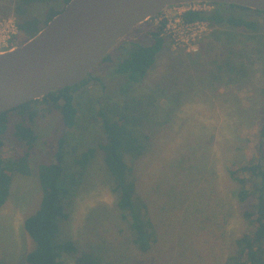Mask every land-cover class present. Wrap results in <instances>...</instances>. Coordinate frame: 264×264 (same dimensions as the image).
<instances>
[{"label": "rangeland", "instance_id": "rangeland-1", "mask_svg": "<svg viewBox=\"0 0 264 264\" xmlns=\"http://www.w3.org/2000/svg\"><path fill=\"white\" fill-rule=\"evenodd\" d=\"M15 2L0 0V19L18 21ZM215 8L225 16L257 21L260 31L214 28L197 52L174 47L168 40L153 72L131 83L116 73V67L136 42H152L147 37L154 29L149 20L76 88L78 117L72 130L64 128L59 112L45 106L33 125L38 140L30 174L16 173L8 202L0 209V264H29L27 255L34 243L24 222L41 206L39 167L53 162L61 138L68 218L59 221L54 242H71L75 249L63 253L59 263L78 264L90 257L103 264H228L236 255L237 240L253 230L243 216L251 202L238 200L239 186L228 170L259 154L264 15L223 4ZM43 12L42 6H33L30 15L41 17ZM25 42L26 36L20 34L16 47ZM227 62L237 71L229 70ZM103 110L108 119L117 118L115 112L129 117L130 129L144 148L139 157L125 158L132 169L129 179L135 182L136 206L153 240L144 251L134 241L131 219L123 218L120 196L99 149L106 140ZM92 148L98 150L93 160L85 168L78 165L76 160ZM21 149L5 138L0 157L11 160Z\"/></svg>", "mask_w": 264, "mask_h": 264}, {"label": "trees", "instance_id": "trees-1", "mask_svg": "<svg viewBox=\"0 0 264 264\" xmlns=\"http://www.w3.org/2000/svg\"><path fill=\"white\" fill-rule=\"evenodd\" d=\"M70 1L16 0L15 11L18 16L20 34L25 35L26 41H28L60 14ZM59 4L62 6L58 7ZM212 5L214 9L210 12H187L184 16L185 20L190 22L208 21L216 30L228 27L231 30L250 33L260 31L261 26L257 21L249 20L243 15L225 16L218 8H215L218 4ZM33 6H42L44 15L41 17L31 16L30 12ZM227 6L234 10L251 11L257 15H264V12L246 7ZM147 37L152 40L150 44L140 45L136 42L134 47L119 59L116 67V73L126 77L131 83H139L153 72L158 55L168 41L167 38L161 37V28L152 29L148 32ZM125 39L118 45L119 49L124 48ZM107 59L108 56L104 58V61ZM226 66L231 71L235 70V66L231 63L227 62ZM241 69L244 71L245 68ZM97 81L99 80L97 79ZM130 85L129 83L127 87ZM78 86L51 93L42 100L29 102L0 117V145L4 143L5 138H10L17 147L22 148L21 152L13 156L11 160L5 161L0 157V209L8 202L16 173L30 174L29 161L38 140L33 125L41 114L44 115L45 106L51 108L49 111L59 112L63 126L67 131L76 126L78 107L75 102V93H77ZM127 87L125 90H121V94L126 91ZM105 113H107L105 110L100 112L103 116L106 140L99 145V149L103 152L104 163L113 180L114 192L120 196L118 206L121 211L125 212L123 218L131 219L130 228L134 235V241L141 251H144L150 248V243L153 240L146 229L142 211L136 206L134 200L135 182L133 179H129V172L132 169L125 159L126 155L139 157L144 148L135 131L130 129L129 117L115 112L117 118L108 119ZM262 114L264 117V103ZM259 134L258 157L251 159L245 165L234 164L228 170L231 180L239 186L238 200L242 203L251 202L249 208L244 210L243 216L253 228L250 234H245L237 240L238 251L235 256L229 259L228 264H264V118L260 123ZM64 145L65 139L61 138L53 162L39 167L38 176L43 189V201L39 210L24 222L25 229L34 243V249L27 255L29 264H61L58 259L62 254L72 253L75 249L71 242L62 245L54 242L59 230V221L68 218L64 205V196L67 194V190L63 186L67 172ZM97 152L98 150L93 148L86 151L80 159L76 160V163L85 168ZM78 264L103 263L98 259L86 257L80 259Z\"/></svg>", "mask_w": 264, "mask_h": 264}, {"label": "water", "instance_id": "water-1", "mask_svg": "<svg viewBox=\"0 0 264 264\" xmlns=\"http://www.w3.org/2000/svg\"><path fill=\"white\" fill-rule=\"evenodd\" d=\"M198 3L264 12V0H71L34 37L0 53V117L80 85L137 27L170 7Z\"/></svg>", "mask_w": 264, "mask_h": 264}, {"label": "built area", "instance_id": "built-area-1", "mask_svg": "<svg viewBox=\"0 0 264 264\" xmlns=\"http://www.w3.org/2000/svg\"><path fill=\"white\" fill-rule=\"evenodd\" d=\"M213 9L212 4L205 3L173 6L151 21L153 28H161V37L170 40L174 47L197 52L202 39L213 31V27L208 21H186L184 16L187 12H210ZM19 35L15 18L0 19V53L15 49Z\"/></svg>", "mask_w": 264, "mask_h": 264}]
</instances>
